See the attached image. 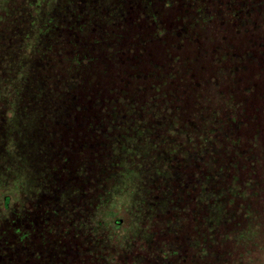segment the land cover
Masks as SVG:
<instances>
[{"label": "trees", "instance_id": "1", "mask_svg": "<svg viewBox=\"0 0 264 264\" xmlns=\"http://www.w3.org/2000/svg\"><path fill=\"white\" fill-rule=\"evenodd\" d=\"M47 1L9 0L0 28L11 40ZM74 5L45 19L33 46L39 78L69 114L48 132L52 190L23 212L5 195L0 264L15 251L9 264H40L52 242L59 264H264V0H139L119 5L124 22L111 26ZM144 129L175 177L145 198L167 190L168 211L152 219L149 243L101 248L107 236L89 224L122 170L112 145ZM68 185L78 194L63 207Z\"/></svg>", "mask_w": 264, "mask_h": 264}, {"label": "rangeland", "instance_id": "2", "mask_svg": "<svg viewBox=\"0 0 264 264\" xmlns=\"http://www.w3.org/2000/svg\"><path fill=\"white\" fill-rule=\"evenodd\" d=\"M8 1L0 0V12L7 11ZM69 1L44 3L34 23L30 20L26 26L18 25L11 40L10 32L5 34L0 28V220H7L9 215L4 205L5 195L10 197V209L23 212L30 202L41 200L52 190L45 181L50 158L48 132L51 124H65L69 114L68 108L56 102L44 80L39 78V63L33 54V46L38 26ZM138 1L75 0L73 8L81 7L85 16L97 21L104 15V25L111 26L124 22L126 13L119 5L126 3L135 7ZM2 17L0 15V19ZM25 31L31 35L27 45L24 43ZM151 134L152 130H140L132 136L116 139L112 145V159L122 170L115 176L116 184L111 189L108 206L97 210L89 224L95 238L107 236L101 248H109L111 242H116L130 252L135 242L149 243L148 229L152 219L168 211L167 190L156 204L145 198L151 185L169 184L175 179L162 157H152ZM77 194L75 186H66L59 193V205L66 207ZM217 212L218 208L208 207L210 229L220 223ZM118 220L122 225H115ZM64 253L57 242H52L42 251L40 264H59L57 261ZM17 254L15 251L12 257Z\"/></svg>", "mask_w": 264, "mask_h": 264}, {"label": "crops", "instance_id": "3", "mask_svg": "<svg viewBox=\"0 0 264 264\" xmlns=\"http://www.w3.org/2000/svg\"><path fill=\"white\" fill-rule=\"evenodd\" d=\"M222 212H223V209L221 208V209H220V214H221Z\"/></svg>", "mask_w": 264, "mask_h": 264}]
</instances>
